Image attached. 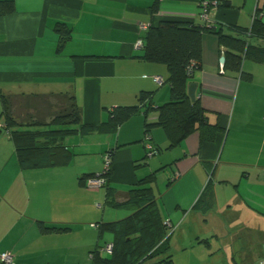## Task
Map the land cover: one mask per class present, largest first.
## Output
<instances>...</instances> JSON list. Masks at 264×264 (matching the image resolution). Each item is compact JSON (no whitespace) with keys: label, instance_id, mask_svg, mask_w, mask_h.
Returning a JSON list of instances; mask_svg holds the SVG:
<instances>
[{"label":"crops","instance_id":"obj_1","mask_svg":"<svg viewBox=\"0 0 264 264\" xmlns=\"http://www.w3.org/2000/svg\"><path fill=\"white\" fill-rule=\"evenodd\" d=\"M216 1L230 5L219 6ZM13 2L12 12L0 9V92L21 101L26 114L49 121L70 96L81 121L89 124L107 121L115 107L141 104L143 93L151 94L152 107L113 131L69 136L65 144L73 154L64 165L23 168L14 142L1 133L0 254L11 253L14 264H93L91 251L103 238L98 224L127 217L121 210L126 208L107 204V186H87L101 172L105 153L113 151L107 185L118 194L156 174L152 187L162 214L179 229L170 240L173 264H205L207 259L214 264L261 262L264 60L245 59L243 77L242 71L225 69L220 61L224 47L214 34H204L201 65L189 83L198 84L197 99L209 111L210 123H219L225 132L203 142L197 130L169 149L161 126L147 132V121L158 120L156 108L171 98L169 71L165 64L143 58L137 43L145 29L170 16L211 23L229 32H234L233 25L250 29L257 13L264 20V0ZM206 4L207 21L202 17ZM59 23L71 33L64 42ZM250 41L264 47V40ZM148 143L156 149L154 154ZM84 176L90 177L83 183ZM210 179L215 204L204 210L199 199ZM41 222L68 223L71 229L44 232ZM196 224H210L205 237L193 230ZM190 249L200 254L190 259Z\"/></svg>","mask_w":264,"mask_h":264},{"label":"trees","instance_id":"obj_2","mask_svg":"<svg viewBox=\"0 0 264 264\" xmlns=\"http://www.w3.org/2000/svg\"><path fill=\"white\" fill-rule=\"evenodd\" d=\"M219 6H229V3ZM217 4V5H218ZM2 13L14 10L13 0L2 1ZM62 42L70 37V31L64 30L59 23ZM234 32L211 23H197L189 18L170 16L158 25H151L142 35L143 58L151 62L163 63L169 71L168 82L171 86V98L159 105L157 122L147 121V132L155 125L161 126L169 140V149L179 145L194 131H201L202 141H213L225 132L219 123L209 121V111L197 99L188 95L189 79L201 65L202 40L206 33L214 34L220 46L225 49V69L242 71L245 59L264 60V47L252 44L250 38L264 40V20L257 13L250 29L232 26ZM191 67V71L189 68ZM246 73L242 71L244 77ZM0 134L6 132L15 144V150L23 168H41L67 164L72 151L65 139L76 133L115 130L130 116L152 107L150 93L141 95L139 105L118 106L109 113L107 121L100 124L83 123L74 96L63 102L61 110L51 119L45 120L35 114L24 112L21 101L0 92ZM159 151V149H158ZM156 149L153 150L154 154ZM113 168V166H112ZM108 173V179L112 174ZM90 176H84L82 182ZM156 174L152 173L140 180L124 194H118L107 183V204L112 207L126 208L132 211L127 217L109 222H100L99 236L113 234V251L104 250L99 245L91 251L93 264H173L171 249L172 224L165 220L152 184ZM84 183V182H83ZM204 210L215 204V192L211 179L200 199ZM44 232H63L71 229V224L46 225L41 222Z\"/></svg>","mask_w":264,"mask_h":264},{"label":"built area","instance_id":"obj_3","mask_svg":"<svg viewBox=\"0 0 264 264\" xmlns=\"http://www.w3.org/2000/svg\"><path fill=\"white\" fill-rule=\"evenodd\" d=\"M215 4H218V1L215 2ZM207 8H208V4H206L203 7V13H202V17L203 19H205L206 21L208 20L207 17ZM147 30V29H145ZM143 46V40H139V42L137 43V47L141 48ZM189 71H191V67L189 68ZM159 83L162 84V80L159 79L158 80ZM148 148L151 149L150 154H152V150H153V146L152 144L148 143ZM113 160H114V152L113 151H108L105 153L104 157H103V167L101 172L99 173V175H97L96 177L90 178L87 181V186L89 188H97V187H101L104 186L107 181H108V173L111 170L112 166H113ZM168 223H170L168 221ZM105 251H107L108 253H111L113 251V244L112 243H108L105 248ZM0 264H14L13 261V255L9 252L6 253H1L0 254ZM260 264H264V259L260 262Z\"/></svg>","mask_w":264,"mask_h":264},{"label":"rangeland","instance_id":"obj_4","mask_svg":"<svg viewBox=\"0 0 264 264\" xmlns=\"http://www.w3.org/2000/svg\"><path fill=\"white\" fill-rule=\"evenodd\" d=\"M1 112V111H0ZM50 120H51V118H50ZM4 131H2V133H3ZM122 211H124V212H127L126 214H127V216L128 215H130L131 213H132V211L131 210H128V209H121ZM125 214V215H126ZM126 217V216H125ZM204 222V221H203ZM204 223H207V222H204ZM176 225V227H173L171 230L173 231V232H176V233H179V232H177L176 230L178 229V225L177 224H175ZM193 230L194 231H198V233L200 232L201 234V236L202 237H205V234L207 233L206 232V230H208L209 228H210V224H196V225H193ZM179 230V229H178ZM211 235V234H210ZM113 240V234H111V233H106L104 236H103V238L101 239V241H100V244L101 245H107L110 241H112ZM203 248H205V250H207V252L208 253H210V249L209 248H207V247H203ZM172 251L173 252H175V250L172 248ZM190 252L191 253H189V257H190V259L192 258V256L194 255V256H197L198 254H200L199 253V251L197 250V249H195V250H191L190 249ZM178 258H180V257H178ZM208 258H210V256L208 255ZM236 262V261H235ZM202 263H205V264H214L215 263V260H210V259H207L205 262H202ZM257 263L258 264H260V262H259V260L257 261ZM192 264H194V262L192 261Z\"/></svg>","mask_w":264,"mask_h":264},{"label":"water","instance_id":"obj_5","mask_svg":"<svg viewBox=\"0 0 264 264\" xmlns=\"http://www.w3.org/2000/svg\"><path fill=\"white\" fill-rule=\"evenodd\" d=\"M225 55H222L220 61L221 63H225ZM197 87H198V84L195 83V82H192V83H189L188 85V95L190 96V98L193 100V101H196L197 100Z\"/></svg>","mask_w":264,"mask_h":264}]
</instances>
